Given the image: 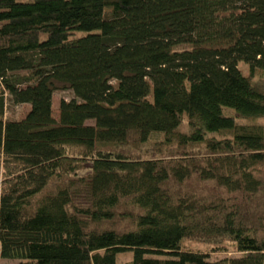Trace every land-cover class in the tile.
Instances as JSON below:
<instances>
[{"label":"trees","instance_id":"1","mask_svg":"<svg viewBox=\"0 0 264 264\" xmlns=\"http://www.w3.org/2000/svg\"><path fill=\"white\" fill-rule=\"evenodd\" d=\"M0 255L264 264V0H0Z\"/></svg>","mask_w":264,"mask_h":264},{"label":"rangeland","instance_id":"2","mask_svg":"<svg viewBox=\"0 0 264 264\" xmlns=\"http://www.w3.org/2000/svg\"><path fill=\"white\" fill-rule=\"evenodd\" d=\"M244 67V65L242 66V68ZM245 71V69H243ZM71 95V91L70 90H57V92H55V94L53 95V114L56 116L58 115V107H59V96H64V97H70ZM25 105L22 104H16L13 105L10 102H7V108H6V112L7 114H12L15 117H19L21 116L24 111H25ZM126 257H129V253H125L123 255H121L119 258L120 259H125ZM19 258L16 257H2L0 255V263H5V262H14V261H18Z\"/></svg>","mask_w":264,"mask_h":264}]
</instances>
